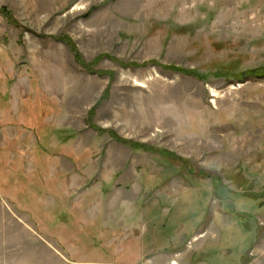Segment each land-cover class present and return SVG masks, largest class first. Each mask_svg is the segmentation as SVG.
Masks as SVG:
<instances>
[{
    "label": "rangeland",
    "instance_id": "374dc122",
    "mask_svg": "<svg viewBox=\"0 0 264 264\" xmlns=\"http://www.w3.org/2000/svg\"><path fill=\"white\" fill-rule=\"evenodd\" d=\"M2 9L0 264H249L264 240V0Z\"/></svg>",
    "mask_w": 264,
    "mask_h": 264
},
{
    "label": "trees",
    "instance_id": "16d2710c",
    "mask_svg": "<svg viewBox=\"0 0 264 264\" xmlns=\"http://www.w3.org/2000/svg\"><path fill=\"white\" fill-rule=\"evenodd\" d=\"M0 12L3 13V14H4L5 16H7V17H10V16H11V13H10L7 9H2V10H0ZM59 39H61L62 41L66 42V43H68V44H71L72 47H73V49H74L75 52H76V56H77L78 61H80V62L82 63V65H84L85 67H88V66H89V64H87V62L83 60V58H82V56L80 55V53L77 52V50H76V46L73 44V42L71 41V39H70L68 36H61V37H59ZM190 72L193 73V74L196 75V76H201V74H199L197 71H190ZM256 74H257L258 76H264V67L261 68V69H259V70H257ZM90 117H91V114H90ZM96 127H97L98 129H102V128H99L98 126H96ZM110 133L112 134V136H113L114 138H116V139H118V140H120V141H122V142L129 143L131 146H133V147L136 148V149H142V148H143V149H151L150 147H148V146L145 145V144L138 143V142H134V141H132V140L123 139V138H121L118 134H116L114 131H110ZM259 207H261V205H259ZM238 219L241 221L242 225H243V224L245 225L246 228L243 226L244 229H245L246 231H250V227H249L248 223H247L245 220H243L242 217L240 218V217L238 216Z\"/></svg>",
    "mask_w": 264,
    "mask_h": 264
},
{
    "label": "crops",
    "instance_id": "0c3cea01",
    "mask_svg": "<svg viewBox=\"0 0 264 264\" xmlns=\"http://www.w3.org/2000/svg\"><path fill=\"white\" fill-rule=\"evenodd\" d=\"M253 246L254 257L249 264H264V240L257 241ZM251 248V247H250ZM247 256H243L246 259Z\"/></svg>",
    "mask_w": 264,
    "mask_h": 264
}]
</instances>
